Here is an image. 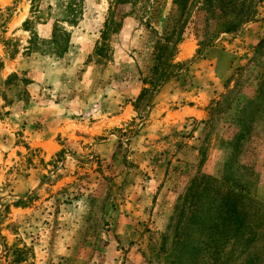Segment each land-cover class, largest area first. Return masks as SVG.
I'll list each match as a JSON object with an SVG mask.
<instances>
[{"label": "rangeland", "instance_id": "374dc122", "mask_svg": "<svg viewBox=\"0 0 264 264\" xmlns=\"http://www.w3.org/2000/svg\"><path fill=\"white\" fill-rule=\"evenodd\" d=\"M39 6L0 0V264H264V0Z\"/></svg>", "mask_w": 264, "mask_h": 264}, {"label": "trees", "instance_id": "16d2710c", "mask_svg": "<svg viewBox=\"0 0 264 264\" xmlns=\"http://www.w3.org/2000/svg\"><path fill=\"white\" fill-rule=\"evenodd\" d=\"M30 4H31V18H28V19H26L25 21H24V23H23V26L25 27V28H28L29 26H30V24L32 23V20L34 19L35 21L36 20H40V18H41V15H42V12L40 11V6H39V4H40V0H30ZM76 11V9H74V5L73 4H68L67 6H66V9H65V15H63L62 17L63 18H66V19H69V21L68 20H66L67 22H69V23H72L73 21H74V19H72V18H74V17H72V16H74V12ZM60 22V20H58V21H56V25L58 24ZM109 23H110V21H109ZM109 25V24H108ZM108 27V26H107ZM56 35V32H53V34H52V38L51 39H53V40H51V42L52 43H54V44H58V43H60V40H58V39H56V37H54ZM63 38L62 39H64V36H62ZM162 48H163V46H161ZM165 74H167V75H169L170 73H165ZM167 75H165L164 76V78L167 76ZM148 91V89H143V91L140 93V95H139V99L140 98H142V96H144V94L146 93ZM236 218H239V220H240V218H242V214H238L237 216H236ZM239 224L240 225H242L243 226V224H244V220H240L239 221ZM248 225V224H247ZM248 227H249V225H248Z\"/></svg>", "mask_w": 264, "mask_h": 264}]
</instances>
